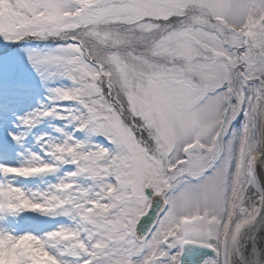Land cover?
Returning a JSON list of instances; mask_svg holds the SVG:
<instances>
[{"label": "snow or ice", "instance_id": "snow-or-ice-1", "mask_svg": "<svg viewBox=\"0 0 264 264\" xmlns=\"http://www.w3.org/2000/svg\"><path fill=\"white\" fill-rule=\"evenodd\" d=\"M28 39L81 107L20 124L70 116L107 146L66 133L0 163V264H264V0H0V40ZM26 87L0 55V152Z\"/></svg>", "mask_w": 264, "mask_h": 264}, {"label": "rangeland", "instance_id": "rangeland-1", "mask_svg": "<svg viewBox=\"0 0 264 264\" xmlns=\"http://www.w3.org/2000/svg\"><path fill=\"white\" fill-rule=\"evenodd\" d=\"M48 41L28 39L10 45L9 42L0 40V55L18 57L23 62L26 69V89L20 94L15 108V118L13 129L20 135L19 142H14L10 149L0 152V163L19 165L29 159L32 153H43V142H62L66 133H74L75 121L69 116L61 119L57 114L39 116L33 125L25 127L20 124L19 117L30 115L34 112H41L47 108H55L56 105H64L68 112L78 114L80 105L75 101H61L54 98L53 89L57 87L70 88L72 81L55 66L41 65L35 62L33 54L39 49L52 47ZM33 57V62L29 63V58ZM60 109H56L59 112ZM12 130V129H9ZM77 139L93 140L98 144L107 146V141L99 134L85 132H75ZM47 159V157H46ZM71 166L65 165L58 173L45 175L42 177L16 178L11 180L21 186L32 189H44L60 178ZM60 220L59 217L56 218ZM66 222V221H64ZM42 227H53L54 224L41 222Z\"/></svg>", "mask_w": 264, "mask_h": 264}, {"label": "water", "instance_id": "water-1", "mask_svg": "<svg viewBox=\"0 0 264 264\" xmlns=\"http://www.w3.org/2000/svg\"><path fill=\"white\" fill-rule=\"evenodd\" d=\"M154 211V210H153ZM155 219V216L154 215H152V212H150L149 213V218H146L145 220H142V224L143 225H148V224H150L151 223V221L152 220H154ZM197 255H212V252H211V250L210 249H205V250H202V252L201 251H198L197 253H196ZM191 255V251L189 252V256Z\"/></svg>", "mask_w": 264, "mask_h": 264}]
</instances>
